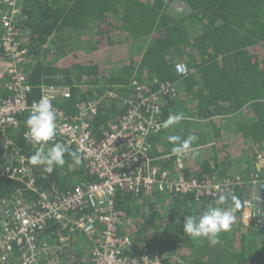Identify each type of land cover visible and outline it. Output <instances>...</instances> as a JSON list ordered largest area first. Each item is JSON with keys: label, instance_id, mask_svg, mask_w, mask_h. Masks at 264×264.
<instances>
[{"label": "trees", "instance_id": "trees-1", "mask_svg": "<svg viewBox=\"0 0 264 264\" xmlns=\"http://www.w3.org/2000/svg\"><path fill=\"white\" fill-rule=\"evenodd\" d=\"M20 6L16 25L27 49L21 67L32 85L29 100L40 98L42 85L69 86L71 96L55 104L72 114L77 102L96 101L98 112L90 124L101 137L108 123L127 109L123 100L132 93L131 79L143 83L147 93L158 92L168 82L174 92L161 94L160 121L181 112L185 118L169 128L161 126L149 138L154 154L172 152L170 135L195 134L199 139L192 147H200V152L185 155V176L248 179L258 174L264 179V0H20ZM178 62L186 65V74L177 73ZM110 90L116 96H109ZM27 118L20 116L0 135V168L19 164L21 156L29 164L35 147L25 136ZM203 125L213 135L208 148ZM68 148L65 164L51 174L29 164L33 189L0 177V196H19L32 210L43 190L64 193L81 181L94 180L80 154ZM174 161L163 164L173 174ZM233 194L242 205L245 189ZM215 199L118 190L116 207L126 213L120 233L136 242L129 253L147 246L165 253L164 264H264V225L244 222L241 207L214 245L183 233V216L200 215ZM80 214L74 211L71 216ZM68 234V228L49 221L39 237L57 243ZM69 238L59 264H91L95 238L79 233ZM18 257L13 251L8 263L18 264ZM42 261L56 264L45 256Z\"/></svg>", "mask_w": 264, "mask_h": 264}, {"label": "built area", "instance_id": "built-area-1", "mask_svg": "<svg viewBox=\"0 0 264 264\" xmlns=\"http://www.w3.org/2000/svg\"><path fill=\"white\" fill-rule=\"evenodd\" d=\"M0 135L16 124L22 115H28L31 106L42 96L53 97L57 110V135L55 140L73 147L84 160L87 171L95 179L81 181L64 193L41 191L35 201L36 208L28 209L23 198L0 196V264H9V255L19 252L18 264H48L45 256L54 263L61 262V254L69 245V236L79 233L95 238L90 252L91 264H164L165 253H156L149 247L130 254L136 242L133 236L120 233L126 213L116 207L118 190L133 193L157 191L166 194H192L196 199L216 197V187L234 193L239 187L245 189L241 215L247 224L262 228L264 225V179L258 174L248 179L210 176L204 179L184 174L183 156L172 152H158L149 141L160 132L159 101L161 94H170L174 88L162 83L158 92L147 93L143 83L131 79L132 93L124 98L127 109L110 121L101 137L93 134L91 119L98 112L94 100H82L75 104V112L68 114L55 103L71 96V89L64 85H42L40 98L29 100L32 89L22 64L27 49L18 38L17 20L21 15L20 0H0ZM175 69L186 74L187 67L178 62ZM109 96H116L114 91ZM159 110L158 112L156 110ZM55 141L48 142L52 146ZM175 158V173L164 163ZM0 177L19 181L27 189H33L35 177L25 156L19 164H5ZM247 202V203H245ZM74 211H81L77 217ZM49 221L68 228V235H61L57 243L40 241V233Z\"/></svg>", "mask_w": 264, "mask_h": 264}, {"label": "clouds", "instance_id": "clouds-1", "mask_svg": "<svg viewBox=\"0 0 264 264\" xmlns=\"http://www.w3.org/2000/svg\"><path fill=\"white\" fill-rule=\"evenodd\" d=\"M53 99V97L42 96L31 106L30 114L25 122L27 128L25 136L35 147L34 153L28 157V162L32 166H41L48 174H51L57 166L62 167L65 164L64 156L69 153L66 144L55 140L58 125L57 110ZM184 118L182 112L170 115L162 122V127L169 128L179 124ZM167 139L174 145L171 149L174 155L183 156L188 152H193L195 155L192 146L199 139L197 135L189 134L186 138L180 135H170ZM50 141L55 142L45 150V145ZM70 154L79 162L75 153ZM241 206V201L237 196L217 185L213 205H209L200 215L183 216V233L192 239L206 238L214 245L218 242L216 237L231 228L235 220V209Z\"/></svg>", "mask_w": 264, "mask_h": 264}, {"label": "crops", "instance_id": "crops-1", "mask_svg": "<svg viewBox=\"0 0 264 264\" xmlns=\"http://www.w3.org/2000/svg\"><path fill=\"white\" fill-rule=\"evenodd\" d=\"M196 122V121H195ZM194 125H195V127H196V125H198V123H194ZM205 125V124H204ZM203 125V127H201L202 128V130L201 131H203V132H205L206 133V135H207V141H208V143L206 144L207 145V147L206 148H208V146H212L213 145V135H211V131H210V127H207V125L206 126H204ZM197 128V127H196ZM193 149H194V151H195V154H198L199 152H200V147H193ZM191 153H193V152H191ZM194 154V153H193Z\"/></svg>", "mask_w": 264, "mask_h": 264}, {"label": "rangeland", "instance_id": "rangeland-1", "mask_svg": "<svg viewBox=\"0 0 264 264\" xmlns=\"http://www.w3.org/2000/svg\"><path fill=\"white\" fill-rule=\"evenodd\" d=\"M178 7L180 6V4L177 5Z\"/></svg>", "mask_w": 264, "mask_h": 264}]
</instances>
